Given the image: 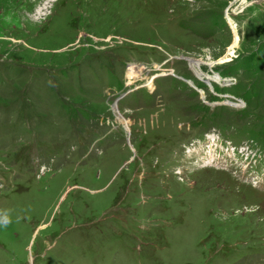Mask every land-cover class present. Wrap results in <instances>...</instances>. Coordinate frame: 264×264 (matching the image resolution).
Wrapping results in <instances>:
<instances>
[{
	"label": "rangeland",
	"instance_id": "1",
	"mask_svg": "<svg viewBox=\"0 0 264 264\" xmlns=\"http://www.w3.org/2000/svg\"><path fill=\"white\" fill-rule=\"evenodd\" d=\"M260 49L264 0H0V264H264Z\"/></svg>",
	"mask_w": 264,
	"mask_h": 264
},
{
	"label": "trees",
	"instance_id": "2",
	"mask_svg": "<svg viewBox=\"0 0 264 264\" xmlns=\"http://www.w3.org/2000/svg\"><path fill=\"white\" fill-rule=\"evenodd\" d=\"M256 56H258V57L254 56L253 58L252 57H246V58L239 59V61L234 64L233 69L230 70L229 73H233V74L238 73L239 74V73H242L243 71H245L246 73H249L252 70L260 73L262 71L261 61L264 60V50H262V49L257 50ZM239 71H242V72H239ZM222 72H223V70H222ZM222 75L224 76L225 73ZM261 82H263V80H261ZM258 85L259 84H256V86H258ZM256 86H254L253 88H255ZM216 90L217 91H224L222 87L218 88ZM252 103L260 104V101L256 98V93L249 97V101H248V103L246 102L245 108H243L241 111H238L239 113H245L244 115L246 117L251 115L252 121H253L252 124L245 123L246 128H244L243 132H240L239 128L237 129L239 131L238 137L239 138H243V137L250 138L253 143L264 145V116L260 115V113L253 114V112H251V107L253 106ZM209 107L210 106L205 105V104H201L199 106V108L202 110H205V111L208 110V114H205L206 118L201 117L198 120V122L196 121V124H205L206 122H209V125H210L211 124L210 122L212 120H214L222 110L231 109V107H229V106H220V107H217L215 109H210ZM249 123H251V122H249ZM209 125H206V126H209ZM215 125H217V126H213V127H218V126L220 128L233 127V124L231 123V121L228 118H224V117H221L220 121L215 123ZM257 139L260 141H258Z\"/></svg>",
	"mask_w": 264,
	"mask_h": 264
},
{
	"label": "bare ground",
	"instance_id": "3",
	"mask_svg": "<svg viewBox=\"0 0 264 264\" xmlns=\"http://www.w3.org/2000/svg\"><path fill=\"white\" fill-rule=\"evenodd\" d=\"M129 5H130V4H129ZM193 63H194L195 65H198V64H199V61L196 60V61H194ZM199 70H200V69H199ZM135 72H136L135 69L132 70L131 73H129L128 78H132V79H133V77H134L135 74H136ZM199 73L202 74L201 71H200ZM216 78H220V77L217 75ZM210 79H211V78H210ZM148 85L152 86V81H150ZM115 107H116V106L114 105V108H115ZM210 164L212 165V164H214V162L211 161Z\"/></svg>",
	"mask_w": 264,
	"mask_h": 264
},
{
	"label": "water",
	"instance_id": "4",
	"mask_svg": "<svg viewBox=\"0 0 264 264\" xmlns=\"http://www.w3.org/2000/svg\"><path fill=\"white\" fill-rule=\"evenodd\" d=\"M117 101V100H116ZM116 103V102H115Z\"/></svg>",
	"mask_w": 264,
	"mask_h": 264
}]
</instances>
